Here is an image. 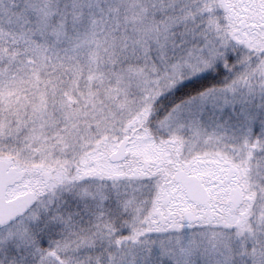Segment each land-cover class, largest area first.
I'll list each match as a JSON object with an SVG mask.
<instances>
[{
    "label": "snow or ice",
    "instance_id": "snow-or-ice-1",
    "mask_svg": "<svg viewBox=\"0 0 264 264\" xmlns=\"http://www.w3.org/2000/svg\"><path fill=\"white\" fill-rule=\"evenodd\" d=\"M0 264H264V0H0Z\"/></svg>",
    "mask_w": 264,
    "mask_h": 264
}]
</instances>
